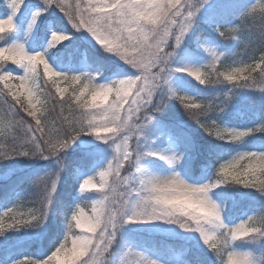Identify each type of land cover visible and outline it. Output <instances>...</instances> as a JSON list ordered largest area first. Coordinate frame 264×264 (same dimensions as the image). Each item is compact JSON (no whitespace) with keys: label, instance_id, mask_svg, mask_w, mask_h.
<instances>
[{"label":"snow or ice","instance_id":"obj_1","mask_svg":"<svg viewBox=\"0 0 264 264\" xmlns=\"http://www.w3.org/2000/svg\"><path fill=\"white\" fill-rule=\"evenodd\" d=\"M43 2L46 7L31 16L27 32L32 31L41 11L54 5L75 30H86L105 52L121 61L122 71L118 78L101 82L97 80L99 71L57 70L45 51L29 52L23 42L11 38L20 30L18 18L27 4L26 0H7L0 14V81L4 82L0 94L5 95L7 105L0 112V160L17 156L55 158L59 168L32 180L37 197L33 203L38 207L26 213L17 212L18 199L13 207L0 213V235L22 227H38L47 220L61 179L64 153L79 137L92 135L112 149L110 158L97 168L99 171L85 175L87 178L79 182L78 192L92 196L70 205L63 215L61 237L66 242V233H72L71 247L57 237L50 254L43 258L26 256L14 264H113L114 245L123 226L138 221H164L198 234V240L215 257L216 264H256L252 253L240 250L237 242L264 238V203L245 209L241 218H230L224 204H218L213 197L219 196L214 190L229 185L254 189L264 196V151H241L227 160L218 153H209L203 169L207 178L204 174L186 178L178 169L182 162L196 158L191 139L177 133V146L166 149L151 142L148 130L155 114L175 99L187 118L216 140L238 143L254 133H264V120L253 127L238 128L224 126L211 115L223 111L233 89L258 87L264 91V84L256 80L257 75L264 74V0H251L239 13V21L244 23L258 18V58L253 54L250 63L235 59L241 55L238 33L243 26H236L239 21L221 22L209 17L206 22L221 37L237 44L226 55L217 50L216 43L198 41L210 54V59L199 65L174 64L173 57L198 24L201 10L210 7L209 0ZM230 24L233 27H228ZM256 30L253 27L249 31ZM70 36L69 32L53 31L50 37L45 35L42 39L49 40V46H62L61 42ZM254 43L249 37L245 49ZM229 57L233 58L232 64L226 66ZM71 58L69 53L68 59ZM58 59L63 61L64 57ZM9 63L21 68L23 74L13 77L6 69ZM177 72H186L206 86L226 83L231 88L223 93L221 105L204 103L173 86ZM11 79L19 83L11 85ZM61 79L76 85L70 96L65 97L67 89L59 87L57 82ZM49 80L55 92L49 87ZM40 96L45 105H51L54 118L41 113ZM161 161L168 166L166 174L153 170V165ZM89 202L91 215H85L81 205ZM196 204L207 209V213ZM74 229H80V233L74 234ZM133 251L125 245L116 264H128L127 257ZM138 255V264H161L143 251Z\"/></svg>","mask_w":264,"mask_h":264},{"label":"trees","instance_id":"obj_2","mask_svg":"<svg viewBox=\"0 0 264 264\" xmlns=\"http://www.w3.org/2000/svg\"><path fill=\"white\" fill-rule=\"evenodd\" d=\"M36 4L41 5L43 8V0H36ZM5 5H3L0 0V14H3ZM240 9V7L227 18H233L234 14ZM52 19L56 27L64 26L73 35L71 41H67L51 50L52 55L55 57L56 64L63 70L67 68L78 70L82 66V61L85 60L86 64L93 70L102 72L105 77H109L119 72L120 65L116 60L103 52L102 50L91 46L83 36L75 30L72 25L64 18V14L60 12L54 5L47 7L46 17L41 25L39 31V38L37 44L44 41L43 36L47 35L46 32L43 33V28H45L46 20ZM242 32L238 33L241 35L242 42L238 51L241 55L235 57L236 60L243 59L245 62H251L249 57L255 54L258 58L259 52V24L257 20H249L248 23L242 21ZM230 27V26H228ZM255 27L257 30L255 32L249 31ZM60 29V28H59ZM251 37L254 44H251L245 49V45L248 43V38ZM11 38H14V34ZM217 43L222 51H231L233 46V41L225 37H221L217 33L214 27L205 24L204 22H198L190 33L188 44L194 46V41L197 39H206ZM235 48V47H234ZM233 48V49H234ZM72 54L71 60L68 59V54ZM64 57L61 61L58 57ZM231 59L229 57L227 60ZM7 70H13L14 67L9 64L6 66ZM255 75V74H254ZM256 80L258 84H264V74L257 75ZM185 85L193 92L196 93V97L202 100L204 103H211L213 105H221L224 96L231 85L226 83H220L216 85L206 86L200 84L193 80H186ZM49 87L53 92H55V87L49 81ZM4 90L2 83L0 82V92ZM57 99H59V94H56ZM9 102H11V97H8ZM5 95L0 94V112L7 106L5 103ZM49 115L54 118L55 113L51 112V105L48 104ZM65 115H68L67 106H65ZM213 118L228 127H238L246 128L253 127L264 120V91L259 90L258 87L253 89L249 88H238L233 89V94L231 99L228 100L224 106L223 111L219 113H212ZM161 119H164L166 129L172 133L175 137L177 133H183L189 137L195 146V155H197L196 165H207L209 160V153H218L221 155L222 159L227 160L231 156L235 155L241 151H264V133H254L248 137H245L241 142L238 143H227L222 140H216L207 133L195 122L190 121L184 113L182 107L170 106V104L164 107L163 113L161 114ZM84 140L82 137L77 139L78 146L69 147L64 153V163L63 170L60 173L61 179L57 187V191L53 197V203L48 212V218L45 222L38 227H28L25 232L21 233V236H31L36 239L34 242H30L26 246L17 247L14 245L16 242V235L14 233L10 234V231L0 235V264H11L14 259H18V256L26 254H33L36 258H43L48 253L53 244V241L57 237L63 235V215L68 210L69 206L77 202L78 200V176L84 174L83 172L91 170L101 154L100 146L94 144L93 142L81 141ZM88 143V144H86ZM83 144V145H82ZM27 157H23L18 160V166L23 169H17L8 178L3 176L6 162L5 160H0V208L8 207V203L11 202L13 197L17 193H21L23 196V201L25 203H33L37 200L34 196V189L32 187V180L37 176H43L46 173L54 172L59 168L57 163L39 165L36 160L34 162H28ZM55 159V158H53ZM56 160V159H55ZM221 163L223 162L220 161ZM17 165V162H16ZM234 191L233 189H230ZM235 193V198L245 199L248 207L264 203V198H258L259 196H242L240 193ZM235 201V200H234ZM27 203V204H28ZM2 210V209H1ZM0 210V211H1ZM241 212V211H240ZM239 212V213H240ZM236 217V216H234ZM18 239V238H17ZM133 242L146 247L150 251H165L167 248L171 249L170 244L174 245L175 249L179 248L180 245L186 247L189 242L174 240L171 238L161 237L158 235H137L132 237ZM62 237L60 239V242ZM264 243V240H263ZM11 244V245H9ZM11 246V247H10ZM58 246V245H57ZM264 248V245H263ZM54 251V248L52 249ZM176 251V250H175ZM193 251V250H191ZM168 257V256H167ZM14 258V259H13ZM13 259V260H12ZM171 260L170 258H168ZM216 264L215 257L209 253L208 255L204 252H199V250H194L185 257L184 264Z\"/></svg>","mask_w":264,"mask_h":264},{"label":"rangeland","instance_id":"obj_3","mask_svg":"<svg viewBox=\"0 0 264 264\" xmlns=\"http://www.w3.org/2000/svg\"><path fill=\"white\" fill-rule=\"evenodd\" d=\"M1 1L6 6L7 0H1ZM35 2H36V0H26L27 7L23 10V13L18 18L19 23H20V30H18L17 32L14 33L15 34L14 39L23 42L25 44L26 50L29 52L45 51L47 58L49 59L50 63L53 65L54 68L59 70V68L54 63L55 59L51 54V49L55 48L56 46L61 45V44L58 43L56 45L49 46L50 41L45 40V42H43L40 46L34 47V41L36 40L38 29H39L41 23L43 22L42 20L44 19L45 11H41L40 16L37 18V21H36L32 31L31 32L26 31V24L28 21H30L31 16L34 15L38 10L43 9L41 6H39V7L33 6L34 4H32V3H35ZM250 2H251V0H209L210 7L206 6L205 9L201 10V15H200L199 21L202 20V21L206 22L209 17H214L215 19H217L221 22L236 23L239 21V13ZM237 3L241 4L240 11L236 14V16L234 18H227L228 13L235 7V5ZM206 23L209 24L210 26H212L211 23H209V22H206ZM241 25H242V21H239L236 26L240 27ZM228 26L233 27V25H231V24ZM53 31L67 32L65 30H50L48 37H50V35ZM77 32L80 34V36H83V39L86 40L91 46L98 48V49L102 50L103 52H105L103 50V48L95 41L94 37H92L91 34H89L86 30H80ZM190 33L186 37L183 44L179 48H177L176 53L174 54V57H173L174 64L199 65V64L206 63L210 59V54L207 53L203 48H201L199 46L198 41H203V40H196L195 44H194V48L201 54L202 57H200L198 55L197 51L193 50L190 46H187V45H189L187 43V39H189ZM72 39H73V36L71 34L69 39H67L61 43L63 44L67 41H71ZM205 40L212 42L210 39H205ZM241 42H242V38H241ZM236 44H237V42L233 41L232 50H234L233 48L236 46ZM217 50L221 51V52H225L226 55L230 52V51H222L220 49V47H218V46H217ZM105 53H107V52H105ZM107 54L110 55L111 57H113L120 64V71H122V69H121L122 62L119 61L115 56H113L109 53H107ZM9 64H11V63H9ZM229 64H232L231 59L225 60V65L227 66ZM12 65L16 68V70L20 71V72L10 71V72H12L13 77H18L19 75L23 74L21 68H19L18 66L14 65V64H12ZM233 66H235V65H233ZM222 70L223 69H221V71ZM7 71H9V70H7ZM42 71H43V66H41V72ZM81 71H90L91 72L92 70H90L89 68L86 67V65H84V66H82V68L80 69L79 72H81ZM72 72H76V71H72ZM118 76H119V74L114 75L111 78L110 77L105 78L101 74L100 76L97 77V80L101 81V82H108L112 79L118 78ZM45 79H47V77H45ZM186 80L196 81L190 74H188L186 72H177L173 75L172 83H173V86L178 89V91H181V92H184V93H187V94H190V95L196 97V93L191 91L185 85ZM0 82L2 83V86L4 87V82L3 81H0ZM196 82H198V81H196ZM18 83H19V81L17 79L9 80V84H11V85H16ZM57 83H58L59 87L67 89V91L65 93V97L70 96L72 94V89L74 87H76V85L73 84L72 82H70V81L65 82L63 79L59 80ZM39 98L41 100V105H40L41 113L43 115L48 116L49 119H52V117L48 113L49 112L48 105H45L43 103L44 97L40 96ZM25 103H27L26 99H25ZM169 104H170V106L183 107L182 105L179 104V101H177L175 99L169 100V102L167 103L166 106H168ZM163 110L161 112L155 114V119H154L152 125L149 126L148 135H149L151 142L154 145H159L162 148L170 149V148L176 147L177 145H176V142L173 140V138L170 135H167L168 133L165 129V123L162 124L163 120L160 117H161V114L163 113ZM81 137L87 142H93L94 144H97L98 146H100L99 148L101 150L102 155H101L100 159L95 163L93 168H91V170L83 172L84 174H81L80 176H78L79 182H82V180L84 178H87L85 175H91V174H93L92 172L95 170L99 171V169H97V168L100 167L103 163H105L106 160L108 158H110V156L112 154V149L104 141L97 140L92 135H82ZM84 140H81V141L83 142ZM86 144H88V143H86ZM72 146L73 147L78 146L77 140L74 144H72ZM22 158L23 157L17 156V157H13L11 159L5 160L7 162H6V167H5L3 176L8 178L17 169L18 170L23 169L24 166H22V167L18 166V160H20ZM27 158H28L27 159L28 162H34V160H36V162L39 165H45V164L49 165V164L56 163V160L53 158H48V159H42L39 157H27ZM193 161H194V159L190 160V161L182 162L180 168L178 169L181 171V173L183 175H185L186 178L191 176V173L193 171V168H192V162ZM16 162H17V165H16ZM241 163H247V162L241 161ZM47 165H45L44 167H46ZM153 170L159 171L162 174H166L168 171V166L163 161H161L158 165H153ZM204 178H207V173L204 175ZM96 180L97 181L99 180L98 176L96 177ZM223 188H231L234 190V192L236 191L237 193H240L239 195H242V196H245V195L246 196H252V197L259 196L258 198H260V197H261V199L264 198V196H261L258 192H256V190L250 189V188H245V187L240 186V185L222 186V189ZM214 191L218 192L219 196L218 197L214 196L213 198L216 199L218 204H221V203L224 204V199L220 195L221 189H216ZM91 196H92L91 193L81 194L78 192V200L89 199ZM21 197H22V199L19 202V207L16 208L15 211L20 212V213H26V212H28L29 209L39 206L37 203H36V205H34V204H30L27 202L30 205L29 206L23 201V196H21ZM18 199H20V197H17L15 203L17 202ZM81 206L84 209L85 215H91L90 202L89 203H82ZM224 206H225V204H224ZM27 228L28 227H22L19 229H15L12 231V233H14L16 235V238H20L21 233L25 232L27 230ZM79 233H80V229H74V234L78 235ZM66 234L68 235L67 241L65 242L62 239L61 242H65L66 247H71L73 234L72 233H66ZM147 234L159 235V236H163V237H167V238H171V239L182 238V239H185L189 242H193L196 247L200 248L201 250L205 251L206 253H210L207 251L206 248H204L202 246V242L198 240V234L187 233L184 230L180 229L179 226L176 224L166 223L164 221H138V222L126 224L123 226V228L121 230V235H120V237H118L117 243L114 245L116 255L113 256V264H116V262L119 260V253L123 250L125 245L130 246L134 249L133 253L127 257L128 264H138V262L141 260L140 255H138V253H140V251L138 250L137 246L134 244L132 237L137 236V235L141 236V235H147ZM263 240H264V238H262L260 240H255V241H239V242H237V247L240 250L251 252L253 255V259L256 262V264H264V249H263L264 243H263ZM124 251H127V249H124ZM144 253H146V252H144ZM167 255H169V257H167ZM149 256L154 258V259L160 260L161 264H182L181 260H180V255H178V254L173 255L170 250H166V251L162 252L161 254L158 253V254L149 255ZM168 258H170L171 260L169 261Z\"/></svg>","mask_w":264,"mask_h":264},{"label":"clouds","instance_id":"obj_4","mask_svg":"<svg viewBox=\"0 0 264 264\" xmlns=\"http://www.w3.org/2000/svg\"><path fill=\"white\" fill-rule=\"evenodd\" d=\"M195 206H196L200 211H203V212L207 213V209L200 208L199 204H196ZM54 264H55V262H54Z\"/></svg>","mask_w":264,"mask_h":264}]
</instances>
